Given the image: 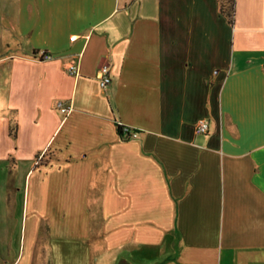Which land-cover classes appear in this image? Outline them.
Returning <instances> with one entry per match:
<instances>
[{
	"label": "crops",
	"instance_id": "obj_1",
	"mask_svg": "<svg viewBox=\"0 0 264 264\" xmlns=\"http://www.w3.org/2000/svg\"><path fill=\"white\" fill-rule=\"evenodd\" d=\"M235 1L0 0V264H264V0Z\"/></svg>",
	"mask_w": 264,
	"mask_h": 264
},
{
	"label": "built area",
	"instance_id": "obj_2",
	"mask_svg": "<svg viewBox=\"0 0 264 264\" xmlns=\"http://www.w3.org/2000/svg\"><path fill=\"white\" fill-rule=\"evenodd\" d=\"M76 35L71 36V40L76 39ZM35 57L39 60L49 61L54 60L56 56L46 50H38L35 52ZM69 74L77 76L79 75V64L78 62H71L67 67ZM97 78L99 80L100 86L104 89H107L112 83V75L110 67L107 64H103L99 67L97 71ZM58 108L62 111L63 114L67 115L72 110L71 104H66L63 101L58 102ZM122 125V124H121ZM123 126L124 134L127 138H135L138 136V132L132 129L129 126ZM209 121L207 119H201L195 124V130L199 134H206L209 132Z\"/></svg>",
	"mask_w": 264,
	"mask_h": 264
},
{
	"label": "trees",
	"instance_id": "obj_3",
	"mask_svg": "<svg viewBox=\"0 0 264 264\" xmlns=\"http://www.w3.org/2000/svg\"><path fill=\"white\" fill-rule=\"evenodd\" d=\"M235 0H221V11L222 13L226 14L230 21L233 22L234 21V15H235ZM117 131L119 133V135L125 139H127V137L125 136V132L123 130V126L121 124H117ZM180 238V236L178 235V239ZM168 260H171V258H167L166 260L162 261V262H158L157 264H165Z\"/></svg>",
	"mask_w": 264,
	"mask_h": 264
}]
</instances>
